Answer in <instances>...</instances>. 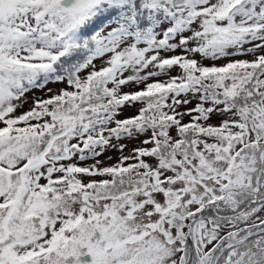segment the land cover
Returning a JSON list of instances; mask_svg holds the SVG:
<instances>
[{"label": "snow or ice", "instance_id": "1", "mask_svg": "<svg viewBox=\"0 0 264 264\" xmlns=\"http://www.w3.org/2000/svg\"><path fill=\"white\" fill-rule=\"evenodd\" d=\"M0 264H264V0H0Z\"/></svg>", "mask_w": 264, "mask_h": 264}, {"label": "rangeland", "instance_id": "2", "mask_svg": "<svg viewBox=\"0 0 264 264\" xmlns=\"http://www.w3.org/2000/svg\"><path fill=\"white\" fill-rule=\"evenodd\" d=\"M173 74H175V73H173ZM38 95H39V93H37ZM135 112V109L134 108H130L129 110H128V112L126 113V115H131V114H133ZM185 121H187V117L185 118ZM213 123H215L216 122V118H214L213 119V121H212ZM127 142V141H126ZM127 143H129V148H131V147H133L136 143H138L137 141H132V142H127ZM115 153H112V152H109V153H107L106 154V156L105 157H102V159H104V162L106 163V164H108V163H112L113 161H109L108 159H107V156H112L113 157V160L115 159ZM88 163H92V161H88Z\"/></svg>", "mask_w": 264, "mask_h": 264}]
</instances>
